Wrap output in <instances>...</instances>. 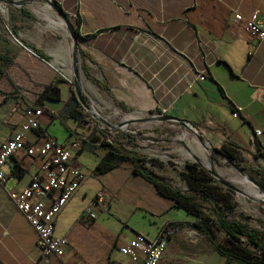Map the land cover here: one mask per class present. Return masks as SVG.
<instances>
[{"label": "crops", "instance_id": "obj_1", "mask_svg": "<svg viewBox=\"0 0 264 264\" xmlns=\"http://www.w3.org/2000/svg\"><path fill=\"white\" fill-rule=\"evenodd\" d=\"M57 1L68 20L74 21L73 14L77 15V49L84 55L89 74L102 85L84 76L87 102H94L101 111L126 117L157 113L175 116L193 124L215 147L230 145L241 157L256 158L264 164L258 155L264 151L259 147L264 142V40L253 39L243 23L233 19L234 12L249 17L258 9L256 18L264 22V0ZM21 9L27 10L21 7L20 14ZM200 41H208L207 48L213 50V55L201 56ZM68 43L69 38L51 52L37 42L21 39L24 51L15 58L0 52L8 59L0 64V143L25 121L26 106H41L44 113L39 128L31 129L25 142L34 144L41 134L65 146L77 141L79 145L70 149L71 162L85 172L55 217L54 234L67 239L63 255L51 256L44 263L37 261L35 232L6 193V189L27 186L41 172V160L23 153L7 159L2 166L7 176L5 185L0 186V264H137L133 257L119 252L127 237L123 229L117 233L110 229L107 211L111 205L120 213L127 212L129 206L153 216L163 211L173 213L162 221L183 223L190 218L169 208L170 201L133 174L127 162L105 173L94 171L104 153L96 144L99 135H104L98 126L101 123L89 117L83 107V120L75 119L70 113L74 105L73 80L61 74L54 79L52 75L55 68L61 71L66 65ZM202 69H206L205 77L194 79ZM56 79H61L59 99L45 98L37 105L44 86ZM56 122L65 128L66 135L56 133ZM256 129L262 131L260 136L254 134ZM16 163L23 169L19 175L11 173ZM92 186L95 192L105 190L111 198L105 200L106 208L91 223H85L82 212L94 196ZM119 220L125 225L122 218ZM154 228L150 225L138 229L153 232ZM129 229L139 231L132 226Z\"/></svg>", "mask_w": 264, "mask_h": 264}, {"label": "rangeland", "instance_id": "obj_2", "mask_svg": "<svg viewBox=\"0 0 264 264\" xmlns=\"http://www.w3.org/2000/svg\"><path fill=\"white\" fill-rule=\"evenodd\" d=\"M17 3L20 4L18 5ZM21 7H25L29 10L35 19L20 14L19 9ZM45 7H47V9ZM15 31L17 35H15ZM68 38L69 35L65 24L46 1L0 0V52H4V55L7 57L15 58L16 54H20L24 51V47L20 45L21 39L37 42L48 51L54 52L58 45L65 39L68 40ZM68 46L69 53L67 55V63L61 68V71L57 68L53 70L52 75L54 79L56 77L60 78L59 74H61L66 76L69 80H73L70 57V38ZM79 73L83 84L86 79L80 68ZM87 103L112 125L127 118L124 115L116 114L114 111H101L96 107L94 102ZM86 113L89 117L91 116L88 112ZM157 123H159L157 127H154L150 123H132L123 126L121 130H114L113 133H109L108 128L102 125V130L104 134L109 135L110 139L122 142L126 149L145 155L148 158L145 164L148 169L155 172L174 188L184 192L187 189V185L181 176V171L184 170L185 163L197 159L202 165L199 164L201 168H208V166H206L207 163L212 164L214 166L213 168L221 174V178L241 191H232L216 181L225 191H229L231 200L234 203V211L246 216L245 218H241L236 215L235 218L243 222L248 228L264 231V193L258 185L254 182L253 184L250 180H247V183L252 188L246 187L240 183L238 178L242 174L224 161L221 156L212 152L208 153L204 150L190 130L173 122ZM54 125L56 133L66 135V130L61 124L56 122ZM126 132L134 135L133 144L126 143L123 137V134ZM203 140L206 145L210 147L215 146L204 138ZM209 155L212 157L211 160ZM239 162L244 165L254 164L255 159L241 157ZM257 163L263 165L260 161H257ZM242 172L264 188V179L259 175L245 169H242ZM234 176L236 178H234ZM94 184L97 186L96 183ZM90 189V191L94 190L95 192V186L90 187ZM97 192L98 191L94 193V196ZM94 196L88 201L87 205L90 204ZM110 198L111 197L106 195L104 202ZM129 207L130 208L125 213L118 212L114 205H111L110 210L107 211L108 217L111 218L110 229L115 230L116 233L120 232V229H123V233L126 234L125 237H127L126 240H129V238L135 234V232H132V229H129L131 226L135 230H139V227H149L153 225L155 227L153 232H150V230L137 231V233L151 236V234L161 228L165 222H169L162 221L163 219H169L173 215V213L171 214L163 211L153 216L149 213L140 211V209L134 206ZM160 210L161 208H159V211ZM177 210L182 216H186L183 210ZM114 218L119 222L116 223ZM119 218L125 221V225ZM192 230L195 229L187 224L179 226L176 234L170 239L169 246L161 264H224V259L212 249L206 238L201 233H193ZM215 233L220 241L224 240V234L216 227ZM120 236L123 237L124 235L121 234Z\"/></svg>", "mask_w": 264, "mask_h": 264}, {"label": "built area", "instance_id": "obj_3", "mask_svg": "<svg viewBox=\"0 0 264 264\" xmlns=\"http://www.w3.org/2000/svg\"><path fill=\"white\" fill-rule=\"evenodd\" d=\"M258 13L259 10L254 9L249 17H244L239 12H234L233 19L242 22L245 31L259 42L264 40V22L256 18ZM73 16L77 18L76 14ZM77 26L75 25L74 28ZM207 45L208 41L198 43L199 53L203 58L213 55V50L208 49ZM205 74L206 69H202L195 74L194 79L204 78ZM43 113L44 109L41 106H26L24 108L25 121L8 139L0 143V186L4 187L7 177L2 166L15 153H23L41 160V172L35 175L27 186L20 190L6 189V193L16 210L23 215L35 232L37 261L45 263L51 256L61 257L63 255L67 239L54 234L55 217L84 179L85 172L71 162L70 149L79 145L77 141H72L65 146L48 134H41L34 144L28 145L25 142V135L31 129L39 128V118ZM233 115L237 116V113ZM98 126L103 131L102 124ZM108 130L109 133L114 132L112 129ZM254 134L260 136L262 131L256 129ZM102 140L112 139L108 134L99 135L96 144H100ZM259 147L263 150L264 142H260ZM106 195L110 196L105 190H99L90 204L84 208L82 219L85 223H91L97 217L98 212L106 208L104 204ZM178 229L177 222L169 221L151 236L135 233L119 246V252L133 257L137 264H159L167 251L170 239ZM192 232L199 233L197 230H192ZM79 264L90 263L82 261Z\"/></svg>", "mask_w": 264, "mask_h": 264}, {"label": "trees", "instance_id": "obj_4", "mask_svg": "<svg viewBox=\"0 0 264 264\" xmlns=\"http://www.w3.org/2000/svg\"><path fill=\"white\" fill-rule=\"evenodd\" d=\"M55 1L58 3L57 0ZM21 13L34 19L31 13L25 9H21ZM69 21L72 25H77V19L73 21L69 18ZM74 30L78 35L77 28ZM77 50L80 68L84 76L101 87L102 85L89 74L83 59V53L80 49ZM36 52L38 53V51ZM7 60V57L0 56L1 65H4ZM60 81L61 79H56L54 82L45 85L37 96L36 104L40 105L41 100L45 98L58 100L60 96L58 83ZM71 99L74 105L70 109V113L75 119L82 121V106L76 99L73 90L71 92ZM115 103L117 106H121L120 103ZM123 137L127 144H133L134 135L132 133L126 132L123 134ZM98 139L99 137L96 141ZM100 146L104 153L95 166L94 171L97 174L105 173L119 166L122 162L129 163L133 174L151 184L159 196L170 201L169 208L181 209L189 216V220L183 223L177 222V224L179 226L187 224L201 233L209 242L212 249L224 259V264H264V231L248 228L243 222L235 218L236 215L241 218H245L246 216L234 211V203L231 200L229 191H225L209 173L200 167L198 162L185 163L181 176L187 185V189L185 192H182L148 169L144 164L146 161L145 155L126 149L122 142L117 140H102ZM217 148L241 169L249 170L264 179V164L259 165L256 158L254 164L244 165L239 162L241 157L234 147L222 144ZM258 155L264 161V151H259ZM22 172L23 169L17 163L11 171V173L16 175ZM215 227L224 234L223 241L217 238Z\"/></svg>", "mask_w": 264, "mask_h": 264}, {"label": "water", "instance_id": "obj_5", "mask_svg": "<svg viewBox=\"0 0 264 264\" xmlns=\"http://www.w3.org/2000/svg\"><path fill=\"white\" fill-rule=\"evenodd\" d=\"M48 3V5L56 12L58 17L62 20V22L65 24L66 29L68 31V35L70 38V57H71V70H72V76H73V91L76 96V99L79 101L83 109L88 112L91 117L98 123H101L102 125L106 126L108 129L112 130H121L123 126H126L128 124L132 123H143V122H173L177 123L178 125L183 126L184 128L190 130L196 139L201 144L202 148L206 150L208 153H214L219 156H221L224 161L229 163L232 167L237 169L239 172H242V169L235 164L227 155H225L221 150H219L217 147H210L205 144L201 134L198 132L197 128L191 124L188 121L179 119L172 115H167L163 113H157L152 114L144 117H127L125 120L112 125L110 124L103 116L99 114V112L95 111L90 104L87 103L84 95V89L82 80L79 73L78 68V35L76 34L72 24L68 21L66 13L63 11L62 7L55 1V0H44ZM20 4V3H17ZM209 158L211 160V155H209ZM196 162L199 163V161L196 159ZM200 164V163H199ZM201 165V164H200ZM202 166V165H201ZM207 173L211 175V177L217 181L218 183L222 184L223 186L227 187L228 189L235 191V192H241L238 188L233 186L231 183L227 182L223 178H221L213 169L211 168H203ZM248 179L252 182H254L258 187L262 190L264 193V188L261 187L258 183H256L251 177H248ZM262 200V199H259Z\"/></svg>", "mask_w": 264, "mask_h": 264}, {"label": "bare ground", "instance_id": "obj_6", "mask_svg": "<svg viewBox=\"0 0 264 264\" xmlns=\"http://www.w3.org/2000/svg\"><path fill=\"white\" fill-rule=\"evenodd\" d=\"M206 166H208V168H211V169H213L220 177H222L221 176V174L218 172V171H216L213 167V165L212 164H210V163H207V165ZM228 171V170H227ZM229 172V171H228ZM232 172V171H231ZM230 172V173H231ZM242 175L238 178L239 179V182L240 183H242L243 185H245L246 187H249V188H252L248 183H247V180H249L248 179V176L247 175H245L243 172H240ZM233 174V173H232ZM234 178H236L235 176H234ZM253 183V182H252ZM237 184V183H236ZM254 184V183H253ZM237 188V187H236ZM256 193V192H255Z\"/></svg>", "mask_w": 264, "mask_h": 264}]
</instances>
